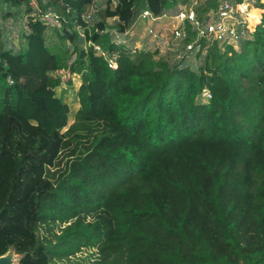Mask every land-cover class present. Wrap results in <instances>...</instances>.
<instances>
[{
  "label": "trees",
  "instance_id": "16d2710c",
  "mask_svg": "<svg viewBox=\"0 0 264 264\" xmlns=\"http://www.w3.org/2000/svg\"><path fill=\"white\" fill-rule=\"evenodd\" d=\"M103 2L0 0V19L26 7L29 29L18 48L0 31V256L264 264V3L238 50L211 44L193 68L111 39L190 0ZM51 11L62 31L41 22ZM64 74L80 80L75 111Z\"/></svg>",
  "mask_w": 264,
  "mask_h": 264
},
{
  "label": "built area",
  "instance_id": "2783aa9c",
  "mask_svg": "<svg viewBox=\"0 0 264 264\" xmlns=\"http://www.w3.org/2000/svg\"><path fill=\"white\" fill-rule=\"evenodd\" d=\"M258 3H264V0H225L217 9L206 7L197 10L192 6H179L177 11L165 12L162 15L144 10L125 33L113 30L111 39L116 45H123L134 54L145 52L128 42L129 38L135 42V36L131 35V31L135 25L142 23L146 27V36L155 44V51L160 50L161 43L166 42L170 45L169 42L172 41L182 42L181 58L187 59L194 57L196 60L197 53L202 51L205 54L208 46L214 43H218L221 47L232 46L238 50L241 43L249 38L256 27L257 21L253 12L260 10L256 8ZM89 19L88 15L84 17L86 23ZM41 22L60 31L64 29V23L55 11L43 14ZM95 50L97 55L105 57L110 69L118 68L116 55L106 54L99 46H96ZM202 96L205 99L211 98L207 90Z\"/></svg>",
  "mask_w": 264,
  "mask_h": 264
},
{
  "label": "rangeland",
  "instance_id": "374dc122",
  "mask_svg": "<svg viewBox=\"0 0 264 264\" xmlns=\"http://www.w3.org/2000/svg\"><path fill=\"white\" fill-rule=\"evenodd\" d=\"M100 6H103L104 0H97ZM202 0H190V2L186 5L181 4L180 6H192L197 8L196 6L201 2ZM32 5L37 8L38 7V0H32ZM178 5V4H177ZM176 4L172 5L170 7L174 8L177 7ZM218 6L214 7V9H217ZM26 7H23L22 11H19L18 9L13 10V14L8 17L7 19H0V31L3 32L4 36L7 38L8 46H13L14 48H18L19 46V37L22 33L29 31L28 29V18L25 13ZM262 11L261 10H254L253 15L256 17V21L261 20L262 18ZM109 24L112 26L116 20L115 19H109ZM145 25L142 23H138L135 25L131 31V35L134 34L135 36V42H132L131 38L128 39V42L132 43V45H135L139 49L145 50V53L151 54L153 56V59L155 61L163 60L167 61L170 64H173L174 62L178 61L181 58V55L183 54V47L182 42H176L172 41L169 42L170 45H168L166 42L164 44H160V50L155 51V44L150 41V39L146 36L145 33ZM143 52V51H141ZM188 62L193 68H197L198 65L202 62L195 61L194 57H191L188 59ZM63 84L58 89L59 94H66L67 100L69 103L72 104L73 110L75 111L78 108V104L76 102L75 98V90L80 86V80L77 77H74L72 79L74 83V87H70L66 81L68 79V75L64 74L63 76ZM73 121H71L72 124ZM77 261L79 258L76 259Z\"/></svg>",
  "mask_w": 264,
  "mask_h": 264
},
{
  "label": "water",
  "instance_id": "95a60500",
  "mask_svg": "<svg viewBox=\"0 0 264 264\" xmlns=\"http://www.w3.org/2000/svg\"><path fill=\"white\" fill-rule=\"evenodd\" d=\"M20 259L21 257L14 250H10L5 255L0 256V264H19Z\"/></svg>",
  "mask_w": 264,
  "mask_h": 264
}]
</instances>
